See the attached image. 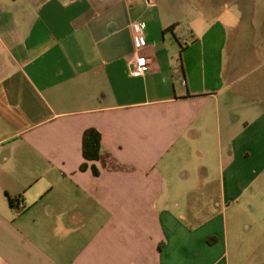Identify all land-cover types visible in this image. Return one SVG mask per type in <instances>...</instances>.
<instances>
[{
  "label": "crops",
  "instance_id": "0c3cea01",
  "mask_svg": "<svg viewBox=\"0 0 264 264\" xmlns=\"http://www.w3.org/2000/svg\"><path fill=\"white\" fill-rule=\"evenodd\" d=\"M131 1L0 0V264H264V0Z\"/></svg>",
  "mask_w": 264,
  "mask_h": 264
},
{
  "label": "built area",
  "instance_id": "2783aa9c",
  "mask_svg": "<svg viewBox=\"0 0 264 264\" xmlns=\"http://www.w3.org/2000/svg\"><path fill=\"white\" fill-rule=\"evenodd\" d=\"M131 29L134 33V39L136 47L139 51H142L147 45L146 34L144 32V25L140 21L131 22ZM150 69V61L145 54L141 52L135 57L134 60L129 63L130 75L134 77L144 76ZM24 202L22 200L18 201V208H24Z\"/></svg>",
  "mask_w": 264,
  "mask_h": 264
},
{
  "label": "trees",
  "instance_id": "16d2710c",
  "mask_svg": "<svg viewBox=\"0 0 264 264\" xmlns=\"http://www.w3.org/2000/svg\"><path fill=\"white\" fill-rule=\"evenodd\" d=\"M172 28V27H171ZM82 152L85 160H97L101 157V134L94 128L86 129L83 134ZM87 166L86 161L81 165V169ZM94 173L98 174L99 171L93 166Z\"/></svg>",
  "mask_w": 264,
  "mask_h": 264
},
{
  "label": "rangeland",
  "instance_id": "374dc122",
  "mask_svg": "<svg viewBox=\"0 0 264 264\" xmlns=\"http://www.w3.org/2000/svg\"><path fill=\"white\" fill-rule=\"evenodd\" d=\"M169 1H174V0H158L157 4L154 6L155 9H158L162 15V17H168V15L170 13H173L176 9L172 6L171 3H169ZM132 3V10L134 11V0L131 1ZM137 4V6L139 8H136L138 9L139 11L142 10V6L139 5L140 1L136 0L135 2ZM145 8V7H144ZM170 17V16H169ZM182 27H184V24L182 23L181 25H177V28H180L182 29ZM169 30V29H168ZM171 30V29H170ZM183 30V29H182Z\"/></svg>",
  "mask_w": 264,
  "mask_h": 264
}]
</instances>
